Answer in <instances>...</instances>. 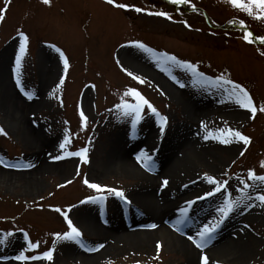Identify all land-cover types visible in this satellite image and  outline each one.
Returning <instances> with one entry per match:
<instances>
[{"label":"rangeland","instance_id":"1","mask_svg":"<svg viewBox=\"0 0 264 264\" xmlns=\"http://www.w3.org/2000/svg\"><path fill=\"white\" fill-rule=\"evenodd\" d=\"M119 4L128 7H117ZM0 9H4L0 21V128L6 133L0 134V263L10 259L18 264H88L66 256L69 247L85 255L98 251L97 238L77 221V215L95 210L104 221L112 220L118 213L113 205L117 202L123 208L121 221L131 219L127 198L137 181L123 174L96 171L113 151L143 140L150 123L155 124L161 142L185 124L186 116L184 108L156 83L128 69L121 61L125 55L159 68L173 86L183 85L179 90H184L193 107L207 106L206 101L217 104L216 118H206L198 126L204 139L200 140L215 149L216 155L209 167L199 170V182L205 189L180 195L181 212L172 223L183 225L189 237L200 242L198 232L220 221V209L232 201L233 211L205 238L202 248L225 240H215L214 234L235 218H243L250 254L234 262L231 249L221 251L210 256L209 264H264V202L257 198L264 195V180L259 179L264 177V113L257 112L253 118L236 102L232 85L225 83L231 80L246 90L257 108L264 105V5L252 0L176 4L171 0H114L111 5L106 0H50L49 4L43 0H0ZM156 12H165L171 19L148 14ZM246 35L251 43L244 39ZM134 42L153 51L132 47ZM21 44L23 52H19ZM158 54L175 56L176 67L161 63ZM186 62L200 74L193 76L191 69L184 67ZM3 83H8L13 95L10 104H4ZM131 89L159 116L131 93L125 96ZM129 104H140L139 117L118 107ZM9 106L16 113L10 115ZM81 112L87 118L86 126ZM161 117L167 118L163 130ZM236 131L247 136L249 143L235 137L232 133ZM224 139L230 142L225 144ZM61 143H65L64 149ZM156 146H143L139 153L141 168L149 176L157 166ZM82 148L87 149L86 161L68 155ZM47 164L51 167L45 168ZM250 171L256 179L249 178ZM31 172H38L35 187L29 184ZM209 177L223 185L220 192H215L216 185L208 182ZM85 178L105 189L122 191L124 198L89 188L83 183ZM210 191L215 194L206 195ZM89 197L96 199L88 201ZM204 211H208V220L198 219ZM65 214L81 233L79 243L57 239V234L62 237L69 231ZM189 237L192 249H202ZM49 250L51 260L43 256ZM21 254L28 259H16ZM186 263V255L160 240L145 251H113L96 264Z\"/></svg>","mask_w":264,"mask_h":264},{"label":"bare ground","instance_id":"2","mask_svg":"<svg viewBox=\"0 0 264 264\" xmlns=\"http://www.w3.org/2000/svg\"><path fill=\"white\" fill-rule=\"evenodd\" d=\"M122 63L130 70L156 83L161 91L169 98L181 105L185 110L186 121L180 126L171 138L159 142V132L154 123L148 125L149 131L143 140H138L131 146H123L118 151H113L107 158L98 173L123 174L136 180L131 194L127 198L131 219L121 221L123 210L120 203L113 202L118 213L112 220L104 221L95 210L80 212L77 221L85 227L87 232L97 238L98 251L92 255H85L74 248L66 249V256L88 264L102 262L103 258L113 251L140 252L149 250L155 242L165 240L169 247L187 256L186 264H201V258L206 256L208 264L210 256L221 251L230 250L233 261L239 262L250 254V237L243 228V218H235L225 229L214 234L215 240L225 239L211 248H202L198 252L192 249L187 242L190 236L185 227L172 223L171 219L178 217L183 200L179 197L188 191H203L205 186L199 182V170L209 167L208 163L215 158V149L209 148L202 142L199 125L208 119L216 118L217 104L206 101L201 107H193L185 96L181 87L173 86L169 76L165 75L154 65H147L143 61L121 56ZM4 104H10L13 95L8 83H3L2 93ZM6 108V105L3 109ZM8 113H16L12 106ZM23 130H27L24 127ZM28 132V131H26ZM29 135V133L25 134ZM28 143L32 140L28 137ZM200 139H203L202 141ZM155 144L157 149V166L154 173L149 176L143 172L141 162L137 159L143 146ZM116 150V148H115ZM140 157V156H139ZM47 164L45 168H50ZM69 169L66 167V175ZM38 172L29 173V184L35 187L38 183L34 177ZM3 173L0 171V176ZM167 180V185L163 181ZM195 183V184H193ZM169 186L168 191L161 192V188ZM185 201V200H184ZM126 211V210H124ZM209 211V210H208ZM208 211H204L198 219L208 220ZM77 212V213H78ZM123 220V219H122ZM151 225H156L155 228ZM150 226L151 229L145 228ZM174 231V232H172ZM103 245V247H101ZM0 264H18L7 260Z\"/></svg>","mask_w":264,"mask_h":264},{"label":"snow or ice","instance_id":"3","mask_svg":"<svg viewBox=\"0 0 264 264\" xmlns=\"http://www.w3.org/2000/svg\"><path fill=\"white\" fill-rule=\"evenodd\" d=\"M49 2H50V0H43L44 4H49ZM106 2L111 5V4H113L114 0H106ZM171 2L173 4H176V3H188L189 0H171ZM232 2L235 3L236 0H232ZM252 2L253 3H260V4L264 5V0H252ZM117 7L126 8L128 6L124 5V4H119V5H117ZM3 11H4V9H0V21H2L4 19V16L2 14ZM135 11L140 12V11H143V10L140 9V8H136ZM148 14L149 15L164 16V17H166L168 19H171V17L168 16V14L165 13V12H156V13H148ZM249 14H251L250 11H249ZM20 35H21L22 38H25L23 36V33H21ZM244 39L248 40L250 43L252 42L249 39V35L244 36ZM261 43L264 44V39H261ZM131 46L132 47H136L138 49H141V50H143L145 52H152L153 51L151 48L146 47L143 43L134 42ZM122 47H125V46H122ZM23 51H24V46L21 44L19 52H23ZM57 51L59 52V49H57ZM261 54L264 55V53H261ZM61 57H63V53H61ZM165 59H166V61H175L176 57L175 56H166ZM15 61H16L17 65L20 64L21 56H20L19 53L16 54ZM64 67L65 68L68 67V63H67L66 60L64 62ZM184 67L186 69H191V72H192L193 76L200 74V73L197 72L196 67L193 64H191V63H187L186 62L184 64ZM128 75L132 76L133 74L131 72H129ZM133 78L139 80V82H141V83L144 82L143 80H140L138 77H133ZM60 83L62 84L63 80H61ZM225 83L232 85V93L231 94L237 96V101L236 102L238 104H240L241 107L248 109L251 112L253 118L255 117L257 112L264 113V105L259 106L257 108L253 104L252 98L249 96V94H248V92L246 90H244L243 88H239V86L233 84V82L231 80H225ZM19 84H20V81L17 80V85L19 86ZM181 87H183V85H181ZM237 88H239V93H237V91H236ZM129 93L134 95L144 105H147L151 109V111H152V113L154 115L159 116V113H157L156 109L154 107H152V105H150L148 103V101L145 100L140 95L139 92H136L135 89H131V90H128V91L125 92V96L129 95ZM26 95H27L28 99H32V95L31 94L26 93ZM240 96H242L244 99L241 100ZM122 106L125 107L126 110H130V111L134 112L136 114V116L139 117V114H140V111H141L140 104H137L134 107L132 105H130V104L129 105H118V107H122ZM126 114H127V111H126ZM80 115H81L82 123L86 126V122H87L86 116H84L83 112H81ZM136 122L137 121H134L133 123L135 124ZM166 122H167V118L166 117H161V130H163V126H164V124H166ZM0 134L6 135V133L4 132V130L2 128H0ZM232 134L235 137H238L239 140L243 141L245 144L249 143V138L247 136L242 135L240 132L236 131V132H233ZM66 142L67 141H65V143ZM222 142L227 144L230 141L228 139H224ZM65 143H61L60 144V148L61 149L65 148ZM241 154H243V153H241ZM68 155L69 156H79V157H81V159L86 161L87 160V149L86 148H82L80 151H78V152H70V153H68ZM63 158H64L63 156H56L55 157V159H63ZM137 159L140 160L141 157L138 156ZM262 166H264V165H262ZM77 174H79V172ZM249 178L250 179H256L257 177L255 176V174L253 172L250 171L249 172ZM259 179L264 180V177H259ZM208 182L216 185L215 192H220L221 191L223 185H221V183L219 181H215L211 177H209L208 178ZM68 183H71V181H69ZM83 183L85 185H87L89 188L95 189L98 192L106 190L107 192L112 193V194H114L117 197L124 198V193L122 191H119V190H116V189H112V188L105 189L99 184L89 183L87 178H85L83 180ZM163 183H164V185H167L168 181L165 180V181H163ZM226 183L227 182L225 181L224 184L226 185ZM61 187H63V185H61ZM214 194H215L214 192L210 191L206 195L212 196ZM257 198L261 202H264V195H260ZM95 199H96L95 197H89L88 201H94ZM99 199L103 200V199H105V197L104 196H100ZM88 201H81V203H86ZM55 211L60 212L61 209L56 208ZM231 211H233V202L232 201H228L226 206L220 209L221 216H222L221 220L216 222L215 224H213L211 226L205 225L204 229L202 231L198 232L197 235L200 238V242H196V240L193 237H189V239L193 241V243L195 244V246L197 248H202L204 246L205 238L208 237L211 233L215 232V230L219 227L220 223L223 222V218H226ZM64 218L67 221V226H68L69 231L65 232L62 237L60 236V234H57V239H61L62 238L64 241H73V242L79 243V240L77 238H79L81 236L80 231L73 225L71 219L68 218L67 214H65ZM178 223H179V221H178ZM151 227L155 228L156 225H151ZM29 247H37V245L29 244ZM101 247H103V245H101ZM159 247H160V245L157 244V249H159ZM43 256H44V258L51 260L52 259V251L49 250V251L45 252L43 254ZM16 259H28V257H24L23 254H21V256H18ZM31 259H40V257H31ZM201 264H208V258L206 256L201 258Z\"/></svg>","mask_w":264,"mask_h":264},{"label":"trees","instance_id":"4","mask_svg":"<svg viewBox=\"0 0 264 264\" xmlns=\"http://www.w3.org/2000/svg\"><path fill=\"white\" fill-rule=\"evenodd\" d=\"M158 56H159V59H160V62L161 63H163V64H165V65H170L171 67H172V65H173V67H176L175 66V64L174 63H176V62H173V61H166V56H164V55H160V54H158ZM173 69H176V68H173Z\"/></svg>","mask_w":264,"mask_h":264}]
</instances>
